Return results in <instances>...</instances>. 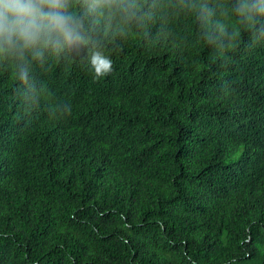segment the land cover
Listing matches in <instances>:
<instances>
[{
  "label": "trees",
  "instance_id": "obj_1",
  "mask_svg": "<svg viewBox=\"0 0 264 264\" xmlns=\"http://www.w3.org/2000/svg\"><path fill=\"white\" fill-rule=\"evenodd\" d=\"M188 34L158 11L31 107L0 71V264H264V47Z\"/></svg>",
  "mask_w": 264,
  "mask_h": 264
},
{
  "label": "clouds",
  "instance_id": "obj_2",
  "mask_svg": "<svg viewBox=\"0 0 264 264\" xmlns=\"http://www.w3.org/2000/svg\"><path fill=\"white\" fill-rule=\"evenodd\" d=\"M158 11L183 17L188 45L221 61L245 35L249 49L264 47V0H0V71L14 81L17 102L28 107L42 98L38 71L57 61L80 63L93 78L105 79L113 70L108 38L145 26Z\"/></svg>",
  "mask_w": 264,
  "mask_h": 264
}]
</instances>
